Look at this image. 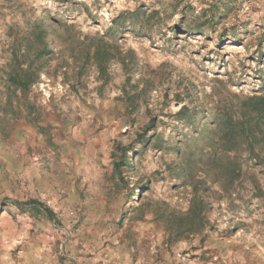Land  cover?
I'll use <instances>...</instances> for the list:
<instances>
[{
	"label": "rangeland",
	"instance_id": "obj_1",
	"mask_svg": "<svg viewBox=\"0 0 264 264\" xmlns=\"http://www.w3.org/2000/svg\"><path fill=\"white\" fill-rule=\"evenodd\" d=\"M0 264H264V0H0Z\"/></svg>",
	"mask_w": 264,
	"mask_h": 264
},
{
	"label": "trees",
	"instance_id": "obj_2",
	"mask_svg": "<svg viewBox=\"0 0 264 264\" xmlns=\"http://www.w3.org/2000/svg\"><path fill=\"white\" fill-rule=\"evenodd\" d=\"M46 211V209H44ZM47 212V211H46Z\"/></svg>",
	"mask_w": 264,
	"mask_h": 264
}]
</instances>
